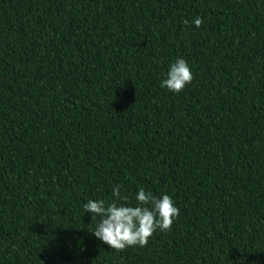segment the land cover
Masks as SVG:
<instances>
[{"label":"trees","instance_id":"1","mask_svg":"<svg viewBox=\"0 0 264 264\" xmlns=\"http://www.w3.org/2000/svg\"><path fill=\"white\" fill-rule=\"evenodd\" d=\"M117 185L170 195L171 231L121 252L90 234L83 205ZM254 262L264 0H0V264Z\"/></svg>","mask_w":264,"mask_h":264},{"label":"clouds","instance_id":"2","mask_svg":"<svg viewBox=\"0 0 264 264\" xmlns=\"http://www.w3.org/2000/svg\"><path fill=\"white\" fill-rule=\"evenodd\" d=\"M204 23L199 16L184 20V24L199 28ZM193 80L191 68L184 58H177L169 65L167 77L162 79L160 87L173 93H180ZM121 185L112 189L113 199H88L83 205L85 213L91 214L95 221L90 234L107 244L117 252L128 247H145L149 238L157 232L171 231L174 220L179 217L180 210L170 195L161 197L151 191L139 188L135 194V204L128 203L129 197L121 194ZM255 264V262H254Z\"/></svg>","mask_w":264,"mask_h":264}]
</instances>
